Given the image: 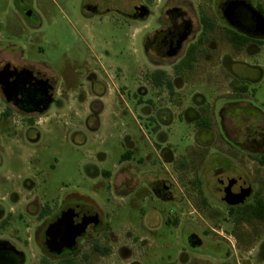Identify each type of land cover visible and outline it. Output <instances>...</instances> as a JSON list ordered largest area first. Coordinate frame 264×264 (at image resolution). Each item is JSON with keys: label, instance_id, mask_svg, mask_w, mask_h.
Listing matches in <instances>:
<instances>
[{"label": "flooded vegetation", "instance_id": "1", "mask_svg": "<svg viewBox=\"0 0 264 264\" xmlns=\"http://www.w3.org/2000/svg\"><path fill=\"white\" fill-rule=\"evenodd\" d=\"M11 8L37 19L30 0H12ZM77 11L85 26L94 20L109 24L115 14L123 18L139 43L136 86L130 89L126 67L104 51L84 62L86 94H66L1 35L2 114L21 116L15 134L24 132L29 143L36 142L43 114L54 106L76 107L79 120L66 116L64 122L73 138L96 139L105 128L123 148L112 169L94 164V185L130 202L143 192L151 202L176 203L181 217L169 224L177 229L193 217L186 220L187 239L172 264H264V113L258 117L250 100L252 79L241 91L247 93L242 109L239 87L233 84L237 90L227 95L225 77L229 72L239 81L238 65L258 69L243 59L264 47V0H80ZM4 87L14 92L11 100ZM132 100L146 150L125 125ZM178 124L190 141L181 153L171 141ZM2 146L0 264H114L130 258L129 264H139L135 252L146 243L141 234L161 225L155 205L143 210L140 224L115 228L110 212L80 188L49 201L36 195L29 166L27 172L9 166L6 175ZM94 158L103 165L108 151H96Z\"/></svg>", "mask_w": 264, "mask_h": 264}, {"label": "rangeland", "instance_id": "2", "mask_svg": "<svg viewBox=\"0 0 264 264\" xmlns=\"http://www.w3.org/2000/svg\"><path fill=\"white\" fill-rule=\"evenodd\" d=\"M11 1L0 0V36L7 38L5 42L13 44L12 47L19 54L23 50L30 62L40 66L48 76L54 78L60 90L66 94H86L87 89L82 86L87 75L84 62L93 54L104 51L109 53L115 63L126 67V81L130 89H134L142 71V60L138 39L125 28L122 17L115 14L109 24L94 20L93 25L85 26L77 11L80 0H30L37 19H29L20 12H13ZM118 5L121 6L122 3ZM246 61L253 67L260 66L264 72V47L260 53L248 57ZM167 68L171 70L170 67ZM234 68L245 74L256 75L253 72L256 69L244 65ZM225 77L226 89L236 91L233 84L237 86L239 81L233 79L229 83L232 77L229 72L225 73ZM253 88L251 102L256 106H264V76ZM130 107V113L124 116L126 128L146 150L148 144L135 121L139 116L133 100ZM5 108L0 96V143L3 144L1 151L4 160L2 170L6 175H11L9 166L18 172H27L29 166L28 171L33 173L36 195L49 201H57L80 188L83 194L91 195L105 213L110 212L111 223L115 228L122 224H140L143 210L150 212L155 205L162 219L161 225L153 233L141 234L146 243L142 247H136L138 251L135 252V258L140 264L178 262L182 249L180 242L184 243L187 239L186 220L191 221L193 217H183L182 227L177 229L169 224L171 220L181 217L176 203L161 200L151 202L150 196L143 195V192L134 196L132 202L113 198L105 185H94L92 181L91 177L97 170L94 164L98 165V169H112L118 162L123 152L118 135L112 136L111 131L103 128L96 139L88 134V140L82 135L73 138V131L64 127V122L66 116L72 122L78 121L74 115L78 109H59L54 106L41 116V122L36 125L40 133L39 140L29 143L24 132L15 134L19 125L16 119L21 116L6 119V115L2 114ZM138 121L144 124L141 118ZM175 129L171 141L176 145L178 153H181L190 141L180 134L184 129L183 125L178 124ZM31 133L33 137L36 136V132ZM99 150L108 151V159L103 165L94 158L95 152ZM99 180L103 179L99 177L97 181ZM108 197L111 201L106 204ZM128 262L115 259L114 264H129Z\"/></svg>", "mask_w": 264, "mask_h": 264}, {"label": "crops", "instance_id": "3", "mask_svg": "<svg viewBox=\"0 0 264 264\" xmlns=\"http://www.w3.org/2000/svg\"><path fill=\"white\" fill-rule=\"evenodd\" d=\"M246 59L247 58H244L243 61L247 62ZM257 68L258 69H256V70L253 71V72H256V75L255 74L254 75L253 74H245V73H243L242 70H237L236 69V71L239 74L238 76L240 78L239 79V85H237V87H239V89H240V92H239L240 96L243 97V99H244V101L242 99V102H241L242 103V105H241L242 106V109L244 108V105L246 104L245 97H247V93H243L241 91L244 90L243 87L250 86V83L248 82V79H252L253 82H251V84H252V86L253 85L255 86V84H258L262 80V78L264 76V72H263L262 68L260 66H257ZM233 79H234V77H231L229 79V83H231L233 81ZM226 85H227V81H226ZM235 90H236V88H235ZM226 93H227V95H232L233 91H230V90H227L226 89ZM256 107H257L256 108V110H257V116L258 117H262V115L264 113V106L257 105ZM143 238L144 237H142V239ZM133 260H134L133 258H130L127 261L132 262ZM138 263L140 264L139 261H138Z\"/></svg>", "mask_w": 264, "mask_h": 264}, {"label": "water", "instance_id": "4", "mask_svg": "<svg viewBox=\"0 0 264 264\" xmlns=\"http://www.w3.org/2000/svg\"><path fill=\"white\" fill-rule=\"evenodd\" d=\"M44 85H46V84H48V81H47V79H45V80H43V81H41ZM48 89H49V87L46 85V87H44V90H46V91H48ZM4 90H5V93H6V95L8 96V99H12V97H13V95H14V92L13 91H11L9 88H7V87H4ZM50 102V100H47V102L46 103H49ZM40 104V103H39ZM34 109H37V108H34Z\"/></svg>", "mask_w": 264, "mask_h": 264}, {"label": "trees", "instance_id": "5", "mask_svg": "<svg viewBox=\"0 0 264 264\" xmlns=\"http://www.w3.org/2000/svg\"><path fill=\"white\" fill-rule=\"evenodd\" d=\"M244 89L246 88V87H243Z\"/></svg>", "mask_w": 264, "mask_h": 264}]
</instances>
